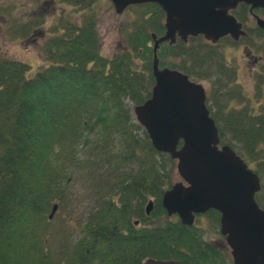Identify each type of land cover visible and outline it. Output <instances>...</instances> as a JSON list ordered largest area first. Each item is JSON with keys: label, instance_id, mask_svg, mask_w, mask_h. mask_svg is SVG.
Instances as JSON below:
<instances>
[{"label": "trees", "instance_id": "1", "mask_svg": "<svg viewBox=\"0 0 264 264\" xmlns=\"http://www.w3.org/2000/svg\"><path fill=\"white\" fill-rule=\"evenodd\" d=\"M66 2L91 5L90 0ZM139 6L147 10L133 22L128 48L112 58L101 54L93 20L65 25L47 48L50 64L33 77L28 64L0 57V264H233L226 244L206 238L197 223L187 226L167 217L161 198L171 186L174 160L155 150L123 103L138 105L150 96L151 33L164 31L161 9ZM181 54L186 57L182 49L175 61L168 44L157 52L162 66L193 78L186 66L193 55L182 59ZM227 97L212 91L208 107L215 109L210 112L220 143L228 137L240 144L229 145L246 162H256L262 183L256 200L264 209V155L257 151L264 143V114L254 117L248 108L230 107ZM88 145L93 148L85 150ZM94 150L102 155L99 164L81 157ZM73 168L95 188H105L108 180L112 185L89 212L84 237L55 250L50 214L65 199ZM99 176L100 183L92 182ZM96 193L97 199L102 196ZM149 200L153 207L147 215ZM206 214L219 224L217 211Z\"/></svg>", "mask_w": 264, "mask_h": 264}, {"label": "water", "instance_id": "2", "mask_svg": "<svg viewBox=\"0 0 264 264\" xmlns=\"http://www.w3.org/2000/svg\"><path fill=\"white\" fill-rule=\"evenodd\" d=\"M117 14L129 6L154 3L165 14V33L153 41L150 97L133 106L135 120L146 131L152 146L176 162L181 180L164 190L161 205L167 216H177L187 226L197 215L219 213V231L233 264H264V209L256 195L259 175L231 146L220 145L218 128L207 107L204 87L186 74L159 67L157 49L174 42L176 34H202L217 42L226 34H243L229 10L240 2L264 7V0H110ZM258 25L264 21L257 17ZM149 201L146 212L149 213ZM57 210L54 205L50 218Z\"/></svg>", "mask_w": 264, "mask_h": 264}, {"label": "rangeland", "instance_id": "3", "mask_svg": "<svg viewBox=\"0 0 264 264\" xmlns=\"http://www.w3.org/2000/svg\"><path fill=\"white\" fill-rule=\"evenodd\" d=\"M90 2L89 8H83L78 3L72 4L66 0H0V57L15 59L28 64L30 66L28 76L33 77L37 71L50 64L47 48L54 39L63 35L64 26L67 24L82 25L87 20H93L96 24L101 54L107 58H112L125 51L128 48L127 38L131 28H133V22L141 18L142 13L147 9L144 6H130L123 13L117 14L110 0H90ZM85 3H88V0H85ZM222 49L224 57L238 69L239 86L237 88L241 90V96L236 95L232 99L230 107L239 108L247 104L249 99L251 105L264 110V92L259 97L253 91L255 85V79L251 72L253 57L244 53L243 46L223 45ZM254 50L252 54L259 56ZM134 58L139 62L138 57ZM158 59L161 67L160 61L162 59L160 60L159 57ZM202 68L204 69V67ZM202 83L209 88L206 82ZM123 103L128 105L130 115L135 119L132 113L134 104L127 99H124ZM262 112L257 111L254 115L257 116ZM138 134L141 136L140 132ZM225 143L236 147L240 145L229 142L228 137H226ZM76 148L80 150L81 145ZM92 148V145H88L85 150ZM257 151L260 155H264V143L258 145ZM238 153L243 155L240 150ZM103 154L104 157H108V153L103 152ZM87 156L98 164L100 163L99 157H102L99 152L96 153V150L81 157L85 159ZM245 159L247 160L248 157ZM247 161L250 167L254 169L256 162ZM75 172L76 169L73 168L72 176L68 178L65 199L62 200V204L57 207L51 218L53 230L50 233V244L55 250L58 246L62 248L65 244L71 248L74 242L84 237L83 228L89 212L93 211L96 203L100 202L107 190L111 189L110 186L103 189L95 188L93 183L83 178L82 172ZM180 180L181 178L176 171V162H173L171 183ZM96 181L98 178L94 177L92 182L95 183ZM96 192L102 194L98 199ZM195 222L204 229L206 238H209L213 243L225 244L224 237L219 232V224H216L215 220L210 219L207 214L203 215L201 219L196 218ZM54 227L58 230L57 232Z\"/></svg>", "mask_w": 264, "mask_h": 264}, {"label": "flooded vegetation", "instance_id": "4", "mask_svg": "<svg viewBox=\"0 0 264 264\" xmlns=\"http://www.w3.org/2000/svg\"><path fill=\"white\" fill-rule=\"evenodd\" d=\"M229 13L241 24L240 28L243 34L239 35L237 38H234L230 34H226L217 42H213L206 39L202 34L195 36L188 35L185 40L181 39L176 34L174 42H168L174 51L175 57L182 49L186 51V57L181 54L180 58L184 57L185 59H189L188 56L191 54L193 55L192 57L194 60L187 61L186 64L187 68L193 70V78L179 69L176 70L185 73L192 81L201 84H203L202 82H206L209 85V88L204 86L207 96L212 91H217L219 94L226 93L228 97L233 99L238 94L241 96V90L237 88L239 86L238 69L224 57L222 46H243L244 53L249 57H253L254 62L251 66V72L255 79L253 91L260 97L264 92V27L258 25L257 17L264 21V7H252L248 3L240 2L234 9L229 10ZM163 28L165 27L163 26ZM208 48L212 50H208ZM253 50L256 51L259 56L253 55ZM174 56L172 58L178 61V57L175 58ZM202 67H204V69ZM197 69H203L202 73H194V70ZM213 72L218 74L217 78ZM249 101L248 99L247 104L238 109L248 108L254 117V113L257 111H263L262 114H264L263 109L256 108V106L251 105ZM208 104L210 105V101ZM210 110L214 111L215 109Z\"/></svg>", "mask_w": 264, "mask_h": 264}]
</instances>
